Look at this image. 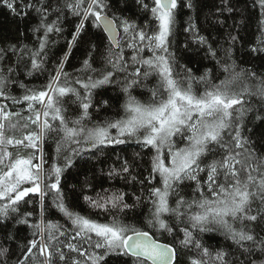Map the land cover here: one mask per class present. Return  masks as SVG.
<instances>
[{
	"label": "snow or ice",
	"instance_id": "6c2138e0",
	"mask_svg": "<svg viewBox=\"0 0 264 264\" xmlns=\"http://www.w3.org/2000/svg\"><path fill=\"white\" fill-rule=\"evenodd\" d=\"M196 7L194 0H0L16 25L14 38L0 35V99L26 103L28 113L0 105V264H176L177 243L192 253L188 264H264V71L235 55L239 44L264 68V0H251L259 14L253 43L243 45L237 28L214 45L189 17L182 31L191 42L181 49L178 16ZM69 17L66 50L49 71L50 46L58 42L51 37H64ZM74 49L83 57L75 74L66 70ZM203 59L215 64L197 74L191 65ZM21 68L28 76L47 72L46 83L26 88L15 78ZM17 83L25 89L19 97L10 92ZM107 86H118L123 102L94 120L111 107L109 100L94 104L96 90ZM132 144V157L117 156L119 166L100 176L139 184L141 194L133 192L131 203L120 189L86 194L94 188L91 161ZM137 161L147 167L139 171ZM72 169L85 176L80 195L75 184L71 196L65 191ZM81 197L108 218L77 211ZM143 204L148 215L128 219ZM28 206L38 207L37 218ZM50 207L68 226L48 217ZM19 226L31 239L13 258ZM164 233H175L172 244L156 238ZM205 234L222 243H205Z\"/></svg>",
	"mask_w": 264,
	"mask_h": 264
},
{
	"label": "trees",
	"instance_id": "16d2710c",
	"mask_svg": "<svg viewBox=\"0 0 264 264\" xmlns=\"http://www.w3.org/2000/svg\"><path fill=\"white\" fill-rule=\"evenodd\" d=\"M194 2L197 5L194 11L184 8L178 16L176 43L178 46H180L181 49L183 47L184 42L189 37L188 33L182 31V29L186 27V22L188 21L189 17L194 18L195 23L197 24L200 30V33L202 35L210 37L211 42L214 45H216L217 43H223L225 37L229 32L236 34L237 28L239 29V34L242 37V44L245 46L253 43L255 41L256 36L259 35L257 31L259 23V14L255 9L251 8V0H229L230 6H232L234 9L232 13H229L226 10L223 0H194ZM113 3H116V0H113ZM130 14L138 15V22H142L145 19L143 15H139L138 13ZM71 19L72 18L69 17V20L65 22L64 27L66 31L64 33V37H51V39L57 40L58 42L55 45L50 46L51 50L49 52V61L47 64L49 71H51V66L55 63L56 58L63 54L62 49L66 50V38H70L69 33L71 31ZM218 21H223V24L219 23ZM0 35L8 36L10 38H14L16 35V25L13 23V17L9 15L7 10L3 8H0ZM28 35L31 36V33L29 32ZM24 42L29 43L31 46V41L24 40ZM188 42L190 43L191 40L188 39ZM193 47H195V45H193ZM187 55L190 56L192 55V53H187ZM198 55L202 57L204 55L203 50H201ZM235 55L240 64L244 66H253L256 67L258 70L264 71V68H261V61L250 59L246 53L242 52V46L239 44L237 45ZM82 59V50L74 49L73 55L70 58L69 63L66 65V70L70 73H74V68L80 66ZM214 64L215 61H212L210 59H203L200 63H195L191 66L194 68V70L197 71V74H200V72L203 71V68L205 66L213 67ZM47 76V72L43 74L36 73L32 76H28L26 75L25 70L21 68L19 71V75L15 78L17 81L22 82L26 86V88H36L46 83ZM219 78H223V74H220ZM154 83V80L149 82L150 86ZM24 91L25 89L19 87V83L12 85L10 88L11 94L18 97L22 96L24 94ZM141 91L144 93V95L140 98L143 99L148 95L146 90H136L134 91V94H139ZM118 98L119 103H122L123 94L120 92L118 86H107L105 88L96 90L94 104L100 107V101L109 100L111 107H108L106 109L101 107V111L99 114L94 113V120L103 119L105 116L114 115L118 107ZM5 103L8 104L9 111H20L22 113V117L28 115L26 111V103L12 104L11 101H4L3 99H0V105H3ZM17 119L21 120V124L24 123V120L22 118ZM23 131L25 130L18 125L17 129L14 131V134L20 136ZM10 134L13 133L10 131ZM54 147V142L51 139H49L45 144V150L49 154H52L54 152ZM137 150L138 147L135 144H132L128 147L126 152H120L119 148H117L116 154L111 155V159L108 158V155L100 156L99 159H93L91 161V164L93 165L92 171H88L87 175L89 179L92 180L94 188L90 192L86 190V194L95 195L97 192H103V189L106 188L111 190L120 189L128 193L126 199H128L131 203V197L133 192H135L136 195H140L142 186L139 184H136L134 186L126 185L123 181L119 179L109 181L106 177L100 176V169H104L106 171L107 168L113 164L118 167L121 161L117 160V156L121 157V159L125 157L131 158L134 151ZM146 159L147 158H145V161ZM145 161H137V163L141 164V168L139 169V171H143V169L147 167V163ZM93 172L96 173L95 178H93ZM66 176L67 179L64 182L66 185V193L71 196V188L69 186L75 184L77 185V195H80L79 185H82L84 183L85 176L82 174L77 176L75 169L70 170V172L67 173ZM143 190L144 194L147 195L146 188H144ZM48 204L51 205L50 198L48 199ZM78 204L79 207H77L76 210L80 211L82 214H90L94 218H98L101 220H105L108 218L107 214L98 215L96 212L92 211L91 209H88L87 205L84 204L82 197L79 199ZM28 207L34 210L33 219L37 218L36 214H38V207ZM149 207L150 205L148 204L141 205L139 208L135 209L134 212L128 214V219L138 218L140 220H143V218L148 215ZM48 217L53 221L58 220L61 224H65L66 226H68L66 220L62 217L59 212L56 211L54 207H50ZM173 235H175V233H173ZM173 235H168L167 233L157 234L156 238L160 242L172 244L174 242ZM3 238V234L0 233V240H3ZM28 239H31L29 229L25 226H19V230L16 234V240L15 242L11 243L13 258H15L16 255H19V246L25 244ZM203 239L205 243L212 245L213 247H216L218 244L222 243V238L219 236H215L214 234H205ZM176 252V264H188L189 258L192 253L184 248H181L178 243L176 244Z\"/></svg>",
	"mask_w": 264,
	"mask_h": 264
},
{
	"label": "water",
	"instance_id": "95a60500",
	"mask_svg": "<svg viewBox=\"0 0 264 264\" xmlns=\"http://www.w3.org/2000/svg\"><path fill=\"white\" fill-rule=\"evenodd\" d=\"M177 253V252H176ZM177 260V259H176Z\"/></svg>",
	"mask_w": 264,
	"mask_h": 264
}]
</instances>
